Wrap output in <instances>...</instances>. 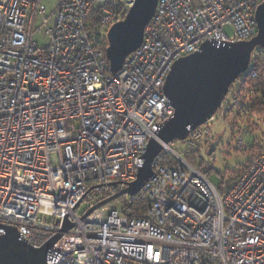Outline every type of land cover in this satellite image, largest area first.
<instances>
[{
    "label": "built area",
    "instance_id": "1",
    "mask_svg": "<svg viewBox=\"0 0 264 264\" xmlns=\"http://www.w3.org/2000/svg\"><path fill=\"white\" fill-rule=\"evenodd\" d=\"M263 1L158 0L140 47L110 73L107 33L134 0H53L48 15L43 0H0V235L13 228L39 249L66 221L46 264H264V151L218 188L210 166L162 144L176 163L155 159L143 217L108 203L83 218L136 179L146 145L173 117L163 88L174 63L205 43L252 39ZM263 65L257 47L177 149L203 154L224 124L233 150L246 151Z\"/></svg>",
    "mask_w": 264,
    "mask_h": 264
},
{
    "label": "water",
    "instance_id": "2",
    "mask_svg": "<svg viewBox=\"0 0 264 264\" xmlns=\"http://www.w3.org/2000/svg\"><path fill=\"white\" fill-rule=\"evenodd\" d=\"M158 0H134L124 19L114 24L107 33L106 56L109 72L121 70L128 55L137 50L144 36V29L152 19ZM256 35L246 42L213 46L205 43L200 51L177 60L169 72L163 93L174 109L170 118L145 147L143 162L136 179L116 195L100 202L94 210L118 198L129 199L137 195L154 175L153 164L163 151V145L183 141L188 130L203 125L220 106L230 85L246 71L251 53L264 48V1L255 11ZM219 139L211 144L212 154ZM115 185V184H113ZM72 225L66 221L61 232L39 249L29 247L19 239L17 231L7 228L0 240V264H46V253Z\"/></svg>",
    "mask_w": 264,
    "mask_h": 264
},
{
    "label": "rangeland",
    "instance_id": "3",
    "mask_svg": "<svg viewBox=\"0 0 264 264\" xmlns=\"http://www.w3.org/2000/svg\"><path fill=\"white\" fill-rule=\"evenodd\" d=\"M52 4L53 0H43L42 5L45 9V15L49 14ZM38 42L40 45L45 44L46 36L44 34L39 35ZM260 117L261 118H257L258 121L256 124H254V119L249 121V124L252 126L246 128L247 135L243 136V140L248 146L246 151L233 150L232 146H230L229 130L224 124H218L215 127V131L213 133L215 136L214 141L217 139H219V141L210 155H208L209 150H205L203 154H186L182 152L183 150L177 149L176 144L173 142L170 145L176 152L182 154V157L186 161H188L186 156L191 155L193 158L192 160H189L191 165L195 167L201 166L203 169L207 165L210 166L212 169L206 177L214 186L219 188L223 174L229 175L232 172H240L252 154L264 151V115L261 114ZM254 145L256 147L252 148ZM118 205L119 204L116 201L108 204L109 207H116Z\"/></svg>",
    "mask_w": 264,
    "mask_h": 264
},
{
    "label": "trees",
    "instance_id": "4",
    "mask_svg": "<svg viewBox=\"0 0 264 264\" xmlns=\"http://www.w3.org/2000/svg\"><path fill=\"white\" fill-rule=\"evenodd\" d=\"M254 86L256 88L257 93H259V97L257 98L258 100L256 106L254 108H251V115L256 118H261L260 115L261 114L264 115V65L262 66V69L258 72V77L254 81ZM254 147L256 146L254 145L252 148ZM186 158L188 159V161L186 160L185 161L188 163H190L189 160L193 159L191 155H187ZM250 159L248 160V162L250 161ZM175 163L176 162L171 156H169L165 152H161L159 156L156 158L155 167H158L160 165H173ZM211 169L212 168H210L205 173V176L209 174ZM236 174H237L236 172H232L230 176V180H234L237 177ZM116 202H118V204L122 207V212L129 217H136V218L143 217L144 213L148 208V203L146 201V193L144 190H141L137 195H135L131 199H129L126 196H123L118 198Z\"/></svg>",
    "mask_w": 264,
    "mask_h": 264
},
{
    "label": "snow or ice",
    "instance_id": "5",
    "mask_svg": "<svg viewBox=\"0 0 264 264\" xmlns=\"http://www.w3.org/2000/svg\"><path fill=\"white\" fill-rule=\"evenodd\" d=\"M139 3V0H137V4ZM262 24H264V23H262ZM0 240H2V237H0ZM152 250L151 249H149V252H151Z\"/></svg>",
    "mask_w": 264,
    "mask_h": 264
}]
</instances>
